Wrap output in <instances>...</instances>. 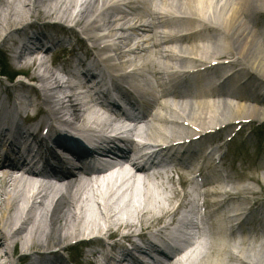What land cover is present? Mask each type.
Wrapping results in <instances>:
<instances>
[{
	"label": "bare ground",
	"instance_id": "1",
	"mask_svg": "<svg viewBox=\"0 0 264 264\" xmlns=\"http://www.w3.org/2000/svg\"><path fill=\"white\" fill-rule=\"evenodd\" d=\"M154 2L147 0L140 7L136 0H0V54H15L13 66L26 72L35 70L31 78L42 83L40 89L23 86L10 90L0 84V264H99V259L106 264H151L157 254L167 255V264H249L247 260L264 264V159L237 175L242 182L235 184V178L219 172V163L227 156L216 158L222 148L211 145L219 138L217 134L234 126L238 131L233 139L243 133L247 123L264 124V0H160V6ZM147 15L152 20L148 25L144 24ZM34 16L61 23L31 22ZM156 19L171 27L172 34L157 35ZM65 24L80 27L92 47L87 41L80 45L74 36L72 41L71 28H60ZM144 35H151L150 41ZM114 36H118L115 44H107ZM133 45L135 49L125 50ZM69 49L80 78L93 83L105 105L117 114L126 115L125 110L141 101V95H153L155 85L161 88L156 103L145 111L151 120L143 129L132 131L154 144L152 154L142 161L171 159L176 166L184 164L183 168L187 162L204 163L195 180L207 190L201 193L198 187L194 192L203 199L201 207L213 221L211 241L206 245L171 254L166 241L155 244L151 237L143 236L145 246L137 243L140 230L173 216L172 203L179 197L173 179L167 181L171 195L164 183L160 193L145 189L137 205L131 199L125 203L132 211L123 219L112 201L113 184L104 191L94 190L96 184L90 179L66 178L74 171L61 160L64 152L80 158L86 152L94 156L104 150L129 155L141 146L132 143L125 150L113 143L105 148L103 140L108 138L91 143L68 130L75 122L101 130L113 124L89 102L80 107L77 98L84 93L77 91L83 89L78 77L72 74L73 81L61 84L54 61L34 56L36 51H53L46 56L55 60ZM103 52L111 54L106 61L99 58ZM67 64L63 62L58 70L70 78ZM227 67L232 74L222 78ZM111 71L125 73L116 79ZM184 75L194 85L212 77L220 83L214 91L187 93L177 82ZM111 81L117 90L110 88ZM169 97L180 101L172 104ZM157 109L166 114L153 115L152 110ZM22 110H37L45 116L29 123ZM53 119L68 129H61ZM259 128L257 133L264 132V127ZM164 144L177 153H166ZM260 148L264 149L262 144ZM157 149L162 151L155 158ZM224 164L230 168L227 161ZM6 168L16 173H6ZM176 172L178 183H194L191 176L195 173ZM40 177L43 181L37 180ZM49 179H56V184ZM246 181L257 190L243 183ZM140 184L148 187L146 181ZM89 194L103 199L95 201L93 210L87 208ZM230 203L235 205L232 210ZM160 232L153 233L154 240L160 239ZM238 233L243 234L241 239ZM86 234L94 238L80 240L76 248L69 245Z\"/></svg>",
	"mask_w": 264,
	"mask_h": 264
},
{
	"label": "rangeland",
	"instance_id": "2",
	"mask_svg": "<svg viewBox=\"0 0 264 264\" xmlns=\"http://www.w3.org/2000/svg\"><path fill=\"white\" fill-rule=\"evenodd\" d=\"M34 20L44 22L47 25L52 24L53 22L61 23L60 20L58 21L54 18L53 19H43L42 16H41V18H40V16L39 17L34 16L33 18L30 19L31 22H33ZM44 23H41V24H44ZM67 26L65 24V26H61L60 28H65L67 30L69 28H71L70 32L69 31L68 32L71 34L72 41H74V38H73V36H74L75 39L78 38L77 43H80V45H81V42L84 39H86V35H84L81 32L80 27H74V29H73L71 27V25H67ZM90 45H91V43L87 41V46L89 47ZM67 54H68V52L65 54L66 56L65 55L61 56L63 58V60H65V61L67 60L66 57H68ZM2 57H3V60L5 62H7V67H6L7 71L11 72L10 55L9 54H8V56L2 55ZM8 58H9V60H8ZM3 60L0 57V64L4 63ZM61 62H62V60H61ZM55 63L56 62H54V64ZM57 63L61 65L60 60ZM34 72H36V71L31 69L27 73L24 72L23 74H26L27 76H29V75L31 76V74H34ZM222 72L223 71H221V74H222ZM221 74H220V76H221ZM216 76H219V75H216ZM233 83H234V81H232L230 83V85ZM0 84L2 85V87L5 90H10V88H12V87H17V88L21 89V87H23V86H25V87H31L32 86L31 84H29V82L27 81L25 76H19L13 82H11V80L9 81L8 79L0 77ZM39 85L36 87L40 88ZM162 114H166V113L162 112ZM39 120H41V118ZM156 125L159 126V124H156ZM259 127H264V124L251 122V123L247 124L246 129L243 130L242 134H239V136L236 137L232 142H229L230 138H232V137L231 136L227 137V135H230V133L236 132L235 126H234L232 128L225 130L222 133L217 134V136H219V138H217L216 141L211 144L212 146H215V147L220 146L222 148L220 150V152L217 154L218 156H220V157L227 156L225 158V161H227L228 167L230 166V168H226V165L224 164L225 161L220 162L219 163V170H220L219 172H221L220 174H223L225 176H229L232 179L235 178L236 179L235 184L242 182V180L237 175H240L242 172H245L246 169H248V166L253 168L254 162H257V164H259L258 162H260L262 159H264V154H263L264 149L260 148L261 144H262V147L264 148V139H263L264 132L257 133L260 130ZM243 183L246 184L247 186H250V187L252 186V187H254L255 190H257V187L254 184H251L250 181H246ZM187 186H188L187 188L190 189V185H187ZM214 186H217V185H214ZM95 189L96 188H94V190ZM225 189L230 190V188H228V187H225ZM141 197L142 196H141V189L140 188L131 192V193H128V194H126V193L123 194L122 190L118 189V190H115V194L112 197V201H116V203H117L116 207L118 208V207H120L121 204L125 203L126 201H129L130 199L132 201H137ZM95 201L101 202V201H103V199L102 198L99 199L96 196L93 197L92 195L89 194L88 206H87V208L89 210H93L96 208V202ZM234 207H235L234 203H230V205L228 206L229 209H233ZM129 209H130V207H129ZM247 228L248 229L250 228V224L247 225ZM242 235H243L242 233H238L237 238L241 239ZM71 244L72 243H70L69 245H71ZM56 249H58V247L55 248L54 250H56ZM19 257L21 258V255L17 256V258H19ZM234 264H238V263H236L234 261Z\"/></svg>",
	"mask_w": 264,
	"mask_h": 264
}]
</instances>
